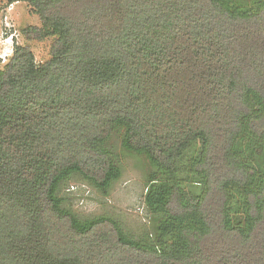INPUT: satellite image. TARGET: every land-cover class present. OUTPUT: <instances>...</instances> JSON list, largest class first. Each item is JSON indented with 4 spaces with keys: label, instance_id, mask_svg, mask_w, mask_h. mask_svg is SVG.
<instances>
[{
    "label": "trees",
    "instance_id": "obj_1",
    "mask_svg": "<svg viewBox=\"0 0 264 264\" xmlns=\"http://www.w3.org/2000/svg\"><path fill=\"white\" fill-rule=\"evenodd\" d=\"M9 2L50 48L0 69V264H264V0ZM119 133L150 167L147 237L62 192H110Z\"/></svg>",
    "mask_w": 264,
    "mask_h": 264
},
{
    "label": "rangeland",
    "instance_id": "obj_2",
    "mask_svg": "<svg viewBox=\"0 0 264 264\" xmlns=\"http://www.w3.org/2000/svg\"><path fill=\"white\" fill-rule=\"evenodd\" d=\"M38 24L39 18L30 5L0 0V69L13 54L16 44L31 46L38 61L49 57L50 40L29 39L23 33L26 27ZM110 144L123 168L122 177L113 184L110 192L104 195L80 177L67 182L62 192L82 219L106 214L117 219L131 236L147 237L146 234L154 230L152 216L144 202L149 164L144 157L123 149L120 133Z\"/></svg>",
    "mask_w": 264,
    "mask_h": 264
}]
</instances>
